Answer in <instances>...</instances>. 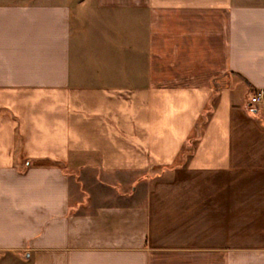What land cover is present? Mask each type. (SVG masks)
<instances>
[{"label": "crops", "instance_id": "crops-1", "mask_svg": "<svg viewBox=\"0 0 264 264\" xmlns=\"http://www.w3.org/2000/svg\"><path fill=\"white\" fill-rule=\"evenodd\" d=\"M260 89L264 0H0V264H264Z\"/></svg>", "mask_w": 264, "mask_h": 264}, {"label": "built area", "instance_id": "built-area-1", "mask_svg": "<svg viewBox=\"0 0 264 264\" xmlns=\"http://www.w3.org/2000/svg\"><path fill=\"white\" fill-rule=\"evenodd\" d=\"M263 98H264V89H260V90L256 91L255 93H253L252 95H250L249 103L250 104H256L257 102H259Z\"/></svg>", "mask_w": 264, "mask_h": 264}, {"label": "rangeland", "instance_id": "rangeland-1", "mask_svg": "<svg viewBox=\"0 0 264 264\" xmlns=\"http://www.w3.org/2000/svg\"><path fill=\"white\" fill-rule=\"evenodd\" d=\"M205 120H208V118L207 119H204L203 121H205ZM202 121V122H203ZM202 124V123H201ZM201 136H199L198 134H194L193 136H191V139L189 140L190 141V143H194V142H197V140L200 138ZM119 187V186H118ZM122 187H126V185H122ZM83 191H85V188L83 187Z\"/></svg>", "mask_w": 264, "mask_h": 264}]
</instances>
